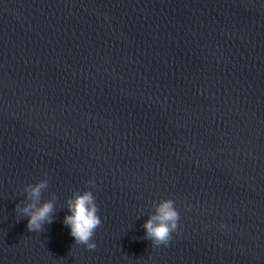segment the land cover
I'll return each mask as SVG.
<instances>
[{
	"label": "water",
	"instance_id": "obj_1",
	"mask_svg": "<svg viewBox=\"0 0 264 264\" xmlns=\"http://www.w3.org/2000/svg\"><path fill=\"white\" fill-rule=\"evenodd\" d=\"M88 190L94 251L63 223ZM0 264H264V0H0Z\"/></svg>",
	"mask_w": 264,
	"mask_h": 264
},
{
	"label": "clouds",
	"instance_id": "obj_2",
	"mask_svg": "<svg viewBox=\"0 0 264 264\" xmlns=\"http://www.w3.org/2000/svg\"><path fill=\"white\" fill-rule=\"evenodd\" d=\"M91 187H95V181H88ZM49 187L48 180H41L36 184H29L24 188L27 203L21 207L16 205L15 212L22 217L28 218L27 229L29 232L41 233L45 231L44 225L53 223L56 213V197L42 202V195ZM67 209L70 215H66L64 225L71 229V236L75 244L83 245L89 251H94L97 244L94 242L96 230L102 225L99 215V207L93 192H73L72 197L67 200ZM155 212L142 226L146 230L147 240L152 246L167 247L173 239V234L179 228L180 213L176 202L172 199H165L154 205Z\"/></svg>",
	"mask_w": 264,
	"mask_h": 264
}]
</instances>
